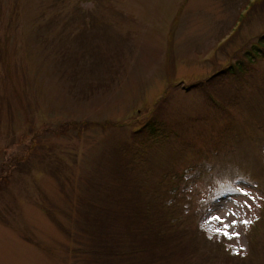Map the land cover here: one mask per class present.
<instances>
[{
  "label": "rangeland",
  "instance_id": "obj_1",
  "mask_svg": "<svg viewBox=\"0 0 264 264\" xmlns=\"http://www.w3.org/2000/svg\"><path fill=\"white\" fill-rule=\"evenodd\" d=\"M263 33L264 0H0V264H264V56L185 89ZM97 184L113 257L83 205ZM163 201L159 247L135 217Z\"/></svg>",
  "mask_w": 264,
  "mask_h": 264
},
{
  "label": "trees",
  "instance_id": "obj_2",
  "mask_svg": "<svg viewBox=\"0 0 264 264\" xmlns=\"http://www.w3.org/2000/svg\"><path fill=\"white\" fill-rule=\"evenodd\" d=\"M263 56H264V33L258 37V40L254 42L249 49H246V51L243 54L244 57L243 59L237 60L235 64L230 63L228 67L222 70L220 69L219 71L215 72L210 77L203 79L202 81L191 83L185 89H189L199 85L209 87L212 80H214L219 75L225 73L230 74L232 76L242 75L245 65L253 64L255 61L259 60ZM151 111L153 117H151L146 122H143V124L140 125L134 131V134H139L142 138L146 139L148 143L151 142L152 144L153 141L156 140V137L159 135L158 125L160 124H158V122L156 123L154 119V116L157 115L155 114L157 109L153 108ZM140 145H141L140 148L142 146L143 147L146 146V144H144L143 141H140ZM124 153L127 154V152ZM120 155L123 156L122 153H120ZM121 164L122 163H120L118 159L114 165V170L118 173L115 174V177L125 172V169L120 170ZM125 168H129V167H125ZM99 187L100 184H97L96 187H94L93 189V192L98 190V196H95L94 193L92 192L87 202L83 200V205L87 212H92V211L94 212L93 215L94 217L89 218L91 222L93 220L92 225H93L94 235L96 236L97 234H99L98 231L102 232V234L104 235L103 236L102 234H100V236L104 239L105 245L104 244L100 245L102 248L94 247L93 248L94 251L98 253V255L107 254L108 257H113L115 255L114 254L115 247L118 244L117 240H119V238L121 239L120 235H116L113 232L114 231L113 227H116V224L113 223L111 218H109V216L112 214V212H110L109 205H112V203L115 204L113 200V198H115L114 189L109 184L108 185L106 184L103 188H99ZM102 192H106L107 194H109V198L101 197V195H103ZM122 203L123 205L120 208V212L125 216L126 219H129L130 222L127 227H130L131 229L137 228L135 222L131 221L132 217L129 214H126L127 205L123 200ZM137 206L139 207V205ZM144 209L145 211H144L143 219L141 221H138L137 218L135 217L137 224L140 225V231L144 232L141 229L143 227L145 231L154 232L155 237H158L157 243L159 247H161L163 244H166V242H168L166 240L170 239L171 235L174 234L173 231L177 229L175 228L176 226L175 220H177L175 213V210L177 211L176 206L171 201L170 202L163 201L161 203L152 202V203H147ZM260 221L262 222L261 219ZM132 224H134L135 227ZM253 241L256 242L255 236ZM103 247H105L106 249H103ZM125 249L126 248H122L121 250L122 255H123V250Z\"/></svg>",
  "mask_w": 264,
  "mask_h": 264
},
{
  "label": "snow or ice",
  "instance_id": "obj_3",
  "mask_svg": "<svg viewBox=\"0 0 264 264\" xmlns=\"http://www.w3.org/2000/svg\"><path fill=\"white\" fill-rule=\"evenodd\" d=\"M214 219L220 220V217H214ZM241 222L242 223H245V224L250 223L249 221H241ZM221 223H223L222 220H221ZM236 223L237 222L234 220L232 222V225L231 226H235ZM228 227H229V225L225 224L224 225V229L223 230L217 229V232L220 233V234H222V235H224L226 238H229V239H231V238L236 237V236L239 235V233H231V234H229V232L227 231V228Z\"/></svg>",
  "mask_w": 264,
  "mask_h": 264
}]
</instances>
